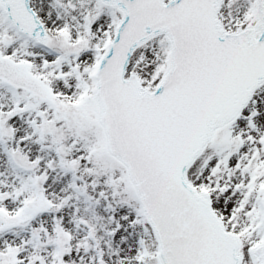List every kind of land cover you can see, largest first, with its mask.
I'll list each match as a JSON object with an SVG mask.
<instances>
[{
    "label": "snow or ice",
    "instance_id": "6c2138e0",
    "mask_svg": "<svg viewBox=\"0 0 264 264\" xmlns=\"http://www.w3.org/2000/svg\"><path fill=\"white\" fill-rule=\"evenodd\" d=\"M0 264H264V0H0Z\"/></svg>",
    "mask_w": 264,
    "mask_h": 264
}]
</instances>
